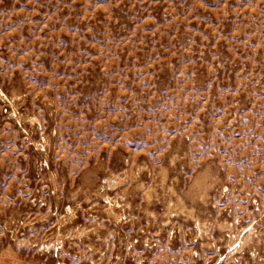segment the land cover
I'll use <instances>...</instances> for the list:
<instances>
[{
  "label": "rangeland",
  "instance_id": "obj_1",
  "mask_svg": "<svg viewBox=\"0 0 264 264\" xmlns=\"http://www.w3.org/2000/svg\"><path fill=\"white\" fill-rule=\"evenodd\" d=\"M0 264H264V0H0Z\"/></svg>",
  "mask_w": 264,
  "mask_h": 264
}]
</instances>
